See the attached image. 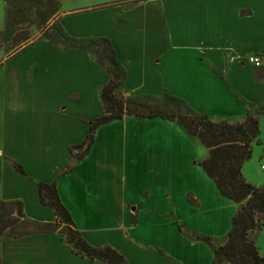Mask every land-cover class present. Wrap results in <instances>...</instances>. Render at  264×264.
I'll list each match as a JSON object with an SVG mask.
<instances>
[{
    "label": "crops",
    "instance_id": "obj_1",
    "mask_svg": "<svg viewBox=\"0 0 264 264\" xmlns=\"http://www.w3.org/2000/svg\"><path fill=\"white\" fill-rule=\"evenodd\" d=\"M35 1L40 3L38 8L30 7L33 2L30 6L17 2V11L33 10L41 20L52 12L48 24L63 7V0ZM145 11L157 16L153 22L158 23L160 33L157 13H162L165 36L154 34V46L146 45L151 38L138 35L144 34L138 33L142 17L132 23L134 15ZM127 17L119 14L116 25L111 19L109 27H103L99 20L103 17L95 13L88 21L79 16L63 29L68 37L111 40L127 72V95L163 98L169 92L214 121L239 123L250 113L264 114V67L248 62L252 55L264 57V0H154L138 4L127 11ZM93 20L96 30L88 27ZM121 20L127 22L125 27L119 24ZM61 22L52 24L59 26L57 33ZM122 37L127 39L119 40ZM47 45L49 51L37 47L43 54L33 60L30 70H34L33 77L36 69L43 75L51 73L59 81L57 93L61 95V76L74 81L77 73L61 70V53L71 50L53 49L61 44L52 41ZM79 53L94 62L100 100L98 90L110 78L93 56ZM86 86L87 82L85 89L79 84L68 86L65 97L81 100ZM42 89L53 91L49 84ZM40 96L24 104L4 105L0 204L21 202L26 220L56 223L55 211L42 204L39 193L41 183L55 184L77 230L92 246L113 247L129 264H215L209 244L188 232L224 245L240 206L223 197L201 163L194 161V138L170 121L125 117L101 127L89 155L78 160L71 156V148L86 140L89 125L102 115L103 108L99 115L76 118L64 126L61 105L43 98V92ZM167 127L173 132H166ZM203 219L206 223L201 225ZM18 232L23 235L2 234L0 224V264H104L77 254L59 232Z\"/></svg>",
    "mask_w": 264,
    "mask_h": 264
},
{
    "label": "trees",
    "instance_id": "obj_2",
    "mask_svg": "<svg viewBox=\"0 0 264 264\" xmlns=\"http://www.w3.org/2000/svg\"><path fill=\"white\" fill-rule=\"evenodd\" d=\"M39 6L33 4L31 7ZM50 19L46 16L42 18L46 23ZM54 29L59 30V26H55ZM58 34L56 37L62 35ZM51 38L52 42L61 44V40L58 42L59 39L53 36ZM65 39L68 47L79 48L93 55L110 78L100 93L103 113L89 125L86 140L71 148V156L78 160L85 159L95 144L98 130L125 117L163 119L180 125L189 136L198 139L207 148L208 157L201 163L206 175L215 182L223 197L240 206L238 213L233 217L228 240L224 245L217 246L211 238L193 232H188L189 236L209 244L215 252V264H264V256L258 246V240L264 229V187L250 183L243 172L245 164L253 155L254 145L261 142L259 117L250 113L239 123H231L227 120L214 121L208 115L196 112L185 100L168 94L164 95L163 100L152 96L127 95L126 69L116 57L108 39L71 37ZM99 40L108 42V53L105 54L104 59L99 48ZM79 149L85 150L75 154ZM18 169L25 174L20 166ZM39 193L42 204L55 211L57 222L40 223L26 220L21 202H3L0 204L2 234L22 236L18 229H24V233L59 232L82 257L104 264H129L113 247H94L83 238L75 226L71 213L60 199L55 184L41 183ZM15 213L19 218L14 217Z\"/></svg>",
    "mask_w": 264,
    "mask_h": 264
},
{
    "label": "rangeland",
    "instance_id": "obj_3",
    "mask_svg": "<svg viewBox=\"0 0 264 264\" xmlns=\"http://www.w3.org/2000/svg\"><path fill=\"white\" fill-rule=\"evenodd\" d=\"M19 1L20 2L23 1V4L26 3V5L29 6L30 4H32L31 2L37 5L40 4L35 0H0V147L1 148L3 146L2 143L3 133L1 127L4 119V105L6 103L10 102L12 105H15V102L19 101L24 104L31 100H36L41 98L40 93L43 92L44 93L43 98L49 100L53 99L57 102L56 103L57 105H61V112H60L61 123L64 126H67L68 123L71 121L74 122L76 118L84 119L86 116L93 117L96 114L99 115L102 111V103H101V107H98L99 97L96 90L97 87L96 82L94 81V73L96 68L94 62L92 63L89 58H87L86 56H84L79 52L80 51L84 52L90 56L93 55L79 48L67 46V43H65L66 41L65 38L68 37L65 34L66 27L70 28V25L74 24L75 18L79 16H83L84 18H87L86 21H88L92 19L91 16L92 14L95 13L97 16L103 17L102 19H99L103 27L108 26V22L111 19L115 22L116 25L117 16H119V14L127 17V11H130L135 6L137 7L138 4L147 1L148 2L154 1V0H63L62 9L61 6H59L60 9L59 14L56 17H54L48 24H45L46 21L42 22L40 18H36L33 15L34 14L33 10L30 11L25 10L24 12H22V14L20 13V11H17L18 10L17 2ZM61 1L62 0H60V3ZM157 1L159 0H155V3ZM155 5L157 6L155 8L153 6V8L158 10L159 5L158 4ZM148 6L149 5L145 6V9ZM115 8L117 9L114 10ZM140 10L143 9L140 8ZM146 12L147 11L141 12L142 14L134 15L132 23H134L139 17H142L141 23L139 24L138 22V25L142 24V28L138 30V33L141 32L144 34L142 35L138 34V35H140L141 37L151 38L149 43L146 45L154 46L155 42L152 43L154 41L153 39L154 34L164 35V21L162 19V13H157L160 14L158 20L159 19L161 20V24H160L161 33H160L157 30V27H159V25H157L158 23L156 21L153 22V18L157 16L152 13H146ZM50 16H53L52 12H48L46 17H50ZM124 20H126V18H124ZM124 20H121L119 22L121 27H125L127 23ZM127 20H129V17H127ZM59 21H62L61 22L62 30L59 31V35L62 34L60 36L61 46L55 45L56 47L53 49H57L58 51L61 50V52H65L67 51V49H70L71 50L70 52L61 53V70H67L70 72L76 70L77 72L76 75L74 76L75 79L74 81H66L67 79L63 80L61 76V80H60L61 95L57 93L58 92L57 87H59V81L56 80L55 78H52L51 73H46L45 75H43L42 70L36 69L35 76L33 77L32 72L34 70H30L31 67L33 66V60L38 55L43 54V51H41V49L37 47L43 48L44 51L50 50V47L47 44L51 43L52 40L51 36L55 37L57 33L55 32L54 29L55 27L54 26L52 27V24L53 22L55 23ZM89 24L91 25L88 26L89 29L96 30L95 20L89 22ZM64 27L65 30L63 29ZM89 29L85 27L84 31L88 32ZM77 30L79 31L77 33H81L82 31V29H77ZM121 30L123 29L121 28ZM109 32H111L110 35L113 38H115L114 35L116 34L113 31V28H109ZM124 39L127 38L122 37L119 40L123 41ZM131 39H133V37H131ZM109 41L111 43V40ZM98 42H99V48L101 50V54L102 56H104L103 57L104 59L105 54L108 53L107 52L108 42H104L102 40H99ZM198 49L199 52L203 50L201 48ZM24 50L27 51L23 52ZM75 50L79 52H76ZM20 53L22 54L19 55ZM16 55H19L18 58L14 61L9 62ZM91 72L93 73L91 74ZM98 78H100V72H98ZM31 80H33V82L30 84V86H27L26 83L31 82ZM86 82H87V86L84 92L85 93L84 98H82L81 100H76L74 98L73 100H70L69 98L65 97L64 91L68 86L79 84L82 89H85ZM47 84H49L50 88H52L53 91L45 92V89H42ZM98 93L100 95L101 89L98 90ZM56 94L58 97H56ZM165 94L171 96L173 95L172 93L170 94L169 92H166ZM145 96H150V95H145ZM156 98L161 99L162 97L156 96ZM163 99L164 98H162V100ZM188 101L190 103H193L191 99H189ZM193 109L200 114L206 115L197 108L193 107ZM259 119L261 121V136H260L261 142L260 144L254 145L253 155L251 159L244 166V174L250 183L259 187H264V171L262 170V165L264 164L263 163L264 162V114L261 117H259ZM164 130H168L166 132H173V130L172 129L170 130L168 127L165 128ZM170 137L172 139L173 135L171 134ZM194 144H195L194 161H197L199 164L202 163L201 161L204 160V158H207L208 150L198 139L197 140L195 139ZM84 150L85 149L76 150L75 154H80ZM195 167L197 168V166ZM200 222L202 223L201 225H203L204 223H206V219H203ZM204 229H207V227L205 226ZM258 245L262 253H264V229L258 240Z\"/></svg>",
    "mask_w": 264,
    "mask_h": 264
},
{
    "label": "built area",
    "instance_id": "obj_4",
    "mask_svg": "<svg viewBox=\"0 0 264 264\" xmlns=\"http://www.w3.org/2000/svg\"><path fill=\"white\" fill-rule=\"evenodd\" d=\"M248 62L257 68L264 67V57L263 56H259V55L249 56ZM262 170L264 171V164L262 165Z\"/></svg>",
    "mask_w": 264,
    "mask_h": 264
}]
</instances>
